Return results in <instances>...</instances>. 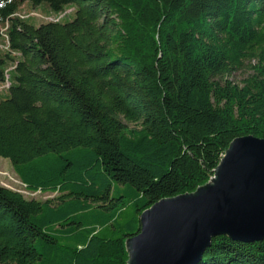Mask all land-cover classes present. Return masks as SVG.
<instances>
[{
  "label": "trees",
  "instance_id": "16d2710c",
  "mask_svg": "<svg viewBox=\"0 0 264 264\" xmlns=\"http://www.w3.org/2000/svg\"><path fill=\"white\" fill-rule=\"evenodd\" d=\"M27 1L75 17L36 26ZM0 43V158L60 195L0 186V264H129L145 211L207 185L236 139H264V0H0ZM197 264H264V241L214 237Z\"/></svg>",
  "mask_w": 264,
  "mask_h": 264
},
{
  "label": "water",
  "instance_id": "95a60500",
  "mask_svg": "<svg viewBox=\"0 0 264 264\" xmlns=\"http://www.w3.org/2000/svg\"><path fill=\"white\" fill-rule=\"evenodd\" d=\"M264 241V139H236L199 193L164 199L141 216L129 264H197L212 240Z\"/></svg>",
  "mask_w": 264,
  "mask_h": 264
},
{
  "label": "rangeland",
  "instance_id": "374dc122",
  "mask_svg": "<svg viewBox=\"0 0 264 264\" xmlns=\"http://www.w3.org/2000/svg\"><path fill=\"white\" fill-rule=\"evenodd\" d=\"M75 9L76 6H72V8H68L67 11L62 15H58L57 13H55L50 9L47 3H43L40 7L34 8V5L30 1H27L25 5H23L20 8L19 11L22 12V15L26 16L28 22L36 26H39L42 23L58 22L60 19L62 20V22L70 21L75 17V13H74ZM4 48H5L4 44L0 43V50H4ZM251 73H252L251 70L247 67L235 72L231 77H227L226 79L241 84L242 81L246 79ZM8 87L9 86L7 84H3L0 86V96L8 89ZM125 123L129 128H140L138 124H133L128 122ZM214 177L215 175L212 177L210 182H212ZM207 185L200 187L198 189L199 193L202 192ZM0 186L22 194L27 200L34 199L42 202L56 201V198L60 196L59 194H51V193L42 194V193H32L27 191L25 186L17 176L16 172L14 171L11 161L9 159H4V158H0ZM118 187L122 188L123 186L122 185L115 186V188ZM119 195L122 194L116 193L115 197L117 198ZM135 201H136V197L132 195L131 198H129V200H126V204L122 209L119 210L120 212L118 214H114V216L110 217V219L112 218L114 219V217H116L115 220L117 226H122L123 224L134 219L136 213ZM104 233L111 234L112 233L111 227L107 228L104 231Z\"/></svg>",
  "mask_w": 264,
  "mask_h": 264
},
{
  "label": "built area",
  "instance_id": "2783aa9c",
  "mask_svg": "<svg viewBox=\"0 0 264 264\" xmlns=\"http://www.w3.org/2000/svg\"><path fill=\"white\" fill-rule=\"evenodd\" d=\"M6 48H7V46H6ZM6 84L9 86L8 82Z\"/></svg>",
  "mask_w": 264,
  "mask_h": 264
},
{
  "label": "bare ground",
  "instance_id": "6f19581e",
  "mask_svg": "<svg viewBox=\"0 0 264 264\" xmlns=\"http://www.w3.org/2000/svg\"><path fill=\"white\" fill-rule=\"evenodd\" d=\"M24 17H26V16H24ZM23 20V19H22ZM25 20V19H24ZM8 36V35H7ZM5 42V41H4Z\"/></svg>",
  "mask_w": 264,
  "mask_h": 264
}]
</instances>
